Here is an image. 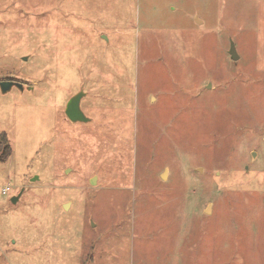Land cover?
Listing matches in <instances>:
<instances>
[{"label":"rangeland","instance_id":"1","mask_svg":"<svg viewBox=\"0 0 264 264\" xmlns=\"http://www.w3.org/2000/svg\"><path fill=\"white\" fill-rule=\"evenodd\" d=\"M4 80L0 264H264V0H0Z\"/></svg>","mask_w":264,"mask_h":264},{"label":"water","instance_id":"2","mask_svg":"<svg viewBox=\"0 0 264 264\" xmlns=\"http://www.w3.org/2000/svg\"><path fill=\"white\" fill-rule=\"evenodd\" d=\"M229 54L231 56V59L234 61H238L240 58L233 43H231ZM13 88H18L19 90L23 91L24 85L22 83L11 80H4L0 82V89L3 94L10 92ZM85 95V92L81 91L73 96L67 104L65 114L73 123H89L91 121V119L85 115L81 108V103ZM17 200L18 197H14L12 199V202L16 203ZM66 207H68V205H66Z\"/></svg>","mask_w":264,"mask_h":264},{"label":"trees","instance_id":"3","mask_svg":"<svg viewBox=\"0 0 264 264\" xmlns=\"http://www.w3.org/2000/svg\"><path fill=\"white\" fill-rule=\"evenodd\" d=\"M12 154L11 145L6 138V135L0 136V161H4Z\"/></svg>","mask_w":264,"mask_h":264},{"label":"built area","instance_id":"4","mask_svg":"<svg viewBox=\"0 0 264 264\" xmlns=\"http://www.w3.org/2000/svg\"><path fill=\"white\" fill-rule=\"evenodd\" d=\"M8 192H9V188L8 187H6V188L3 189V193L4 194H7Z\"/></svg>","mask_w":264,"mask_h":264}]
</instances>
